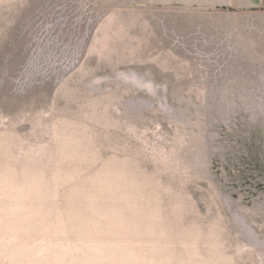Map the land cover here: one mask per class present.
<instances>
[{
    "label": "rangeland",
    "instance_id": "1",
    "mask_svg": "<svg viewBox=\"0 0 264 264\" xmlns=\"http://www.w3.org/2000/svg\"><path fill=\"white\" fill-rule=\"evenodd\" d=\"M245 18L0 0V264H264V23Z\"/></svg>",
    "mask_w": 264,
    "mask_h": 264
},
{
    "label": "crops",
    "instance_id": "2",
    "mask_svg": "<svg viewBox=\"0 0 264 264\" xmlns=\"http://www.w3.org/2000/svg\"><path fill=\"white\" fill-rule=\"evenodd\" d=\"M190 3L204 8L220 10L224 22L226 17L228 22L233 23L240 22L242 16H248L244 20L264 23V0H199L195 2L190 0ZM227 27L228 29H234L231 25ZM234 27L236 28V26ZM237 28L249 29L246 25L243 27L237 25ZM254 29L264 30V28H261V24L257 28L254 26ZM261 46H264V43Z\"/></svg>",
    "mask_w": 264,
    "mask_h": 264
}]
</instances>
